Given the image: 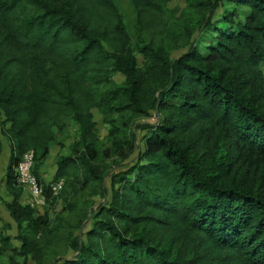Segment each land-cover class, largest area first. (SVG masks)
Returning <instances> with one entry per match:
<instances>
[{
  "label": "trees",
  "instance_id": "obj_1",
  "mask_svg": "<svg viewBox=\"0 0 264 264\" xmlns=\"http://www.w3.org/2000/svg\"><path fill=\"white\" fill-rule=\"evenodd\" d=\"M173 1L129 0L131 34L114 0H0L3 186L18 243L0 235L9 264L42 263L51 240L73 256L50 264H264V0H184L181 12ZM152 114L155 124L136 123ZM67 132L54 174L63 200L103 199L80 239L62 216L23 205L15 174L33 151L39 180ZM133 154L105 185L99 162Z\"/></svg>",
  "mask_w": 264,
  "mask_h": 264
},
{
  "label": "rangeland",
  "instance_id": "obj_2",
  "mask_svg": "<svg viewBox=\"0 0 264 264\" xmlns=\"http://www.w3.org/2000/svg\"><path fill=\"white\" fill-rule=\"evenodd\" d=\"M119 12L122 14L125 25L129 32L132 34L133 32V20L134 14L132 12L129 0H114ZM187 5L184 0H175L173 1L169 9L171 10H185ZM231 10L232 6L225 5L221 9L216 10V14L214 19L219 16V14L223 12V10ZM241 12L240 19H242ZM180 14V13H179ZM178 14V15H179ZM198 34H194L193 37H196ZM208 37L207 33H202L198 35V43L205 42ZM185 49L175 51L173 53V57H177L181 53H183ZM264 72V67H263ZM117 81H120V78H117ZM158 120L157 114H152L150 117H143L136 119V123L138 125H152L155 124ZM1 121V119H0ZM95 135L100 144L107 145V135L109 127L102 120L100 114L95 112ZM136 139L137 145L140 143V138L145 134V131L142 129L136 130ZM74 134V133H73ZM74 142V138L71 133H65L60 139L58 144H54L51 147L49 156L45 161L40 164L38 167L39 174V184L41 185L42 197L43 200L39 198H34L27 190L22 188L20 201L23 205H29L32 207L36 214L35 215H47L50 221H53L56 216H62L64 221L70 226V230L74 233L73 237L79 238L90 228L92 222V213L96 210L97 206L103 202V199L99 197V195H93L90 191H83L80 196L73 198H68V202L66 203L63 200V188L59 192H54L52 190V185L57 183L54 181V174L56 171V160L60 155H66L68 153V146ZM59 143L64 144V148L60 146ZM10 140L4 136L0 130V235L9 236L12 238V245L17 246L18 243L14 238L17 235L16 225L10 219L8 212L5 208V203L10 202L12 197L4 189L3 180L5 175V169L7 166L9 152H10ZM139 147V146H138ZM136 153V152H135ZM136 162V154L131 155L128 159L118 160L117 158H109L104 161L99 162L103 168V171L106 172L104 177V184L108 185L109 176L111 174H117L124 170L125 167H130L132 164ZM38 180V181H39ZM64 187V186H63ZM70 193H73L70 191ZM46 194L49 196L47 198ZM65 197V196H64ZM54 202V203H53ZM53 203V204H52ZM72 205V211L65 210L68 206ZM87 216V219H86ZM82 222L81 228L77 230L75 227ZM68 225H65L64 231L61 233V237L66 238L68 235L72 234V232L68 231ZM46 254L41 255L40 260L43 259L42 263H37V260H32L31 264H50L52 260L55 259H66L73 256V251L69 248L68 243H59L56 240H51L50 243L46 245ZM12 254L9 251H5L0 254V264H9V258Z\"/></svg>",
  "mask_w": 264,
  "mask_h": 264
},
{
  "label": "built area",
  "instance_id": "obj_3",
  "mask_svg": "<svg viewBox=\"0 0 264 264\" xmlns=\"http://www.w3.org/2000/svg\"><path fill=\"white\" fill-rule=\"evenodd\" d=\"M34 165V153L33 151H28L22 157V159L17 163L15 168V174L17 178V183L23 189L27 190L34 198H39L42 202V190L38 179L33 174L32 169ZM63 188V180L58 181L52 185V190L54 192H59Z\"/></svg>",
  "mask_w": 264,
  "mask_h": 264
}]
</instances>
